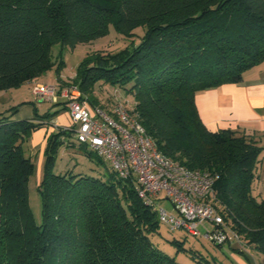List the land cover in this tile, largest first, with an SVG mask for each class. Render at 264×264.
Returning <instances> with one entry per match:
<instances>
[{"label": "trees", "instance_id": "1", "mask_svg": "<svg viewBox=\"0 0 264 264\" xmlns=\"http://www.w3.org/2000/svg\"><path fill=\"white\" fill-rule=\"evenodd\" d=\"M109 23L125 38L137 27L143 32L117 51L88 54L71 82L94 108L99 81L131 94L130 112L157 150L215 175L213 204L224 222L242 247L264 255V193H254L262 147L244 133L208 130L194 100L199 91L242 82L264 63V0H0V90L51 67L53 44L90 42L105 36ZM15 107L0 112V264H181L152 243L160 222L133 179L114 171L105 178L52 173L47 148L37 224L27 201L34 164L22 144L59 110L15 119ZM67 132L73 134L57 126L46 142ZM200 257V264H227Z\"/></svg>", "mask_w": 264, "mask_h": 264}, {"label": "built area", "instance_id": "2", "mask_svg": "<svg viewBox=\"0 0 264 264\" xmlns=\"http://www.w3.org/2000/svg\"><path fill=\"white\" fill-rule=\"evenodd\" d=\"M31 93L39 100L66 107L72 125L63 127L71 129L80 144L109 162L120 178L133 179L137 196L153 206L160 223L170 230L183 229L214 243L236 241L246 249L213 204L216 176L190 169L157 150L128 106L118 102L110 111L97 107L92 112L86 96L71 81L35 82ZM162 192L171 202L170 211L156 208ZM204 223L208 225L201 233L199 225Z\"/></svg>", "mask_w": 264, "mask_h": 264}, {"label": "rangeland", "instance_id": "3", "mask_svg": "<svg viewBox=\"0 0 264 264\" xmlns=\"http://www.w3.org/2000/svg\"><path fill=\"white\" fill-rule=\"evenodd\" d=\"M103 1L110 2L114 0ZM142 32V27H137L134 29L133 37L125 38L115 30L112 23H109L108 33L90 42L78 43L74 46L53 44L50 54L54 64L36 78L12 88L11 92L14 98H16L14 101L15 105L22 100L20 105H16V111L13 114L26 111L27 108H29L28 112L32 114V117H41L47 113L55 112L57 107L61 104L35 98L31 93L32 86L35 82L46 84L69 82L73 80L78 64L88 54L93 51H101L103 53L117 51L127 46L130 42L136 43ZM128 86L129 85H127V87ZM94 93L99 99L97 107L106 111H109L118 102L129 108H131L134 103L133 96L127 93L123 87L110 85L104 82L99 81L96 83ZM68 121L69 120L66 122L68 123ZM67 123L64 122V125ZM71 125L70 121L65 126ZM56 137L57 138L52 140L50 144L45 140L42 145L36 146L33 150L29 148V140H25L22 144L24 155L29 157L34 164L33 172L27 179V201L32 216L37 224H40L42 221V198L38 187L46 165V148L47 152L53 156V161L48 164V169L52 173L65 174L69 171L74 176L82 175L105 178L106 175L113 172L109 162L96 158L91 154L89 148L84 149L76 140L74 134L67 132L61 133ZM158 207H163L169 211L172 209L171 202L164 198V192L160 194L156 202V208ZM207 225V223L199 225L201 233H204ZM150 239L155 247L162 250L167 255L175 257L181 264H200V255L208 258H211L213 255L221 259L225 257L221 248L212 244L206 238L188 234L183 229L170 230L162 223L159 224V230L157 232L150 234ZM174 240L183 241L185 249L180 248ZM190 250L194 252L190 253ZM254 255L255 256L251 255L254 261L258 264H264V255L261 253L259 254V252H256ZM241 257L245 262L253 264L251 257ZM226 263L236 264L235 261H231L230 259H228Z\"/></svg>", "mask_w": 264, "mask_h": 264}, {"label": "crops", "instance_id": "4", "mask_svg": "<svg viewBox=\"0 0 264 264\" xmlns=\"http://www.w3.org/2000/svg\"><path fill=\"white\" fill-rule=\"evenodd\" d=\"M11 90L12 88L0 90V112L15 106L16 98ZM194 100L199 117L208 130L230 129L244 133L253 137L256 143L262 147L254 193H264V63L246 71L242 82L223 83L199 91ZM21 101L16 105H20ZM90 108L92 112L95 109L91 105ZM28 110L29 108L14 114L13 118L32 119V114ZM57 110H59L58 114L31 134L29 138L30 150L42 145L48 134L55 131L57 126H64V122L67 123V120H69L68 123L70 122L68 111L63 104L59 105ZM235 247L237 244L233 241L229 244L224 243L220 246L225 254L224 259L216 255L213 256L223 263L230 259L236 264H249L242 259L241 253L234 251ZM245 252L250 258L251 255L255 256L254 254L258 251L246 248ZM251 259L253 264H258L252 257Z\"/></svg>", "mask_w": 264, "mask_h": 264}]
</instances>
